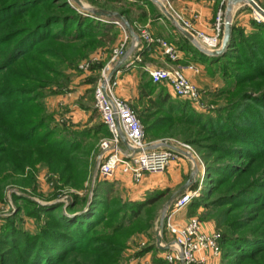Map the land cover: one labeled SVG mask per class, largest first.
Here are the masks:
<instances>
[{
  "label": "rangeland",
  "instance_id": "obj_1",
  "mask_svg": "<svg viewBox=\"0 0 264 264\" xmlns=\"http://www.w3.org/2000/svg\"><path fill=\"white\" fill-rule=\"evenodd\" d=\"M255 1L264 10V0ZM227 2L204 5L212 11V29L218 18L224 22ZM162 5L180 23V18L195 20L185 0H0V76L14 62L7 68L11 74L28 67L31 76L54 78L38 71V65L63 69L70 77L83 73L80 63L97 58V67L89 71L98 79L120 37L115 20L99 12L125 16L136 33L155 37L152 29L159 27V39L196 53L190 61L203 74L198 85L203 107L172 98L164 87L152 90L149 77L144 78L148 98H124L136 114L145 108L152 116L143 122L153 126L146 133L148 141L190 143L198 154L194 163L178 160L141 184L116 174L98 185L104 182L97 175L101 141L109 134L96 110L91 128L65 129L48 110L28 117L24 133L40 138L43 146L34 147L35 160L23 178L12 175L0 182V264H172L157 247L156 232L162 229L164 241L171 239L161 224L165 208L189 191L193 204L178 219L195 217L203 231L221 234L219 264H264V16L247 2L236 5L227 47L224 27L222 52L207 61L174 32L167 17L156 25L164 15ZM17 86L22 94L11 98L32 108V100L53 93L39 80ZM160 97L171 104L158 107ZM63 137H71L67 141L72 146L59 147ZM46 149L56 155L47 159L41 151ZM30 174L34 178L27 180ZM85 203L88 209L80 211ZM245 240L250 246L242 251L232 246ZM106 246L118 251L96 262L86 257L92 248Z\"/></svg>",
  "mask_w": 264,
  "mask_h": 264
},
{
  "label": "built area",
  "instance_id": "obj_2",
  "mask_svg": "<svg viewBox=\"0 0 264 264\" xmlns=\"http://www.w3.org/2000/svg\"><path fill=\"white\" fill-rule=\"evenodd\" d=\"M180 19L182 27L190 32L205 52L210 54L218 51L225 21L218 18L212 33L207 34L194 30L189 22ZM115 23L121 25L118 21ZM137 34L138 40L127 36L114 47L111 60L101 69L94 88L95 110L109 132V136L101 141V153L97 161V175L101 180L122 174L135 184H141L145 177L164 173L177 160L188 159L194 163L198 156L193 146L185 142L173 144L158 140L148 141L145 127L138 115L126 100L116 94V75L111 79L108 77L114 65L128 54L131 48L134 51L126 61V67L137 59L136 54L144 44L159 46L164 56L171 62L180 60L179 52L172 43L155 38L146 31ZM96 62L97 58L89 59L80 63L78 69L89 71ZM185 68L195 73L199 72V69L192 65ZM146 71L154 84H167L175 98L202 105L200 102L202 91L185 75L184 68H158ZM193 197L194 194L190 191L180 193L162 219L161 224L171 237L169 241H164L162 229L159 230L162 237L161 247L170 245L168 250L163 251L164 259L169 263L209 264L210 260L219 259L222 255L220 233L203 231L201 221L195 217L189 218L184 224L175 221L177 214L189 206ZM157 247L161 249L158 245Z\"/></svg>",
  "mask_w": 264,
  "mask_h": 264
},
{
  "label": "crops",
  "instance_id": "obj_3",
  "mask_svg": "<svg viewBox=\"0 0 264 264\" xmlns=\"http://www.w3.org/2000/svg\"><path fill=\"white\" fill-rule=\"evenodd\" d=\"M211 2H213V0H185V3H187L189 8L192 10L190 16L195 18V20H193V23H189L194 30L201 31L207 34H210L212 32V11H209L208 9L204 8V5H208ZM165 17V15L160 16L159 21L156 23V25L160 26L161 24L165 23ZM169 23L173 26L175 33L181 35V37L187 43H189L193 48H196L198 52L202 53L193 44V42H191L186 36H184L174 27L170 20ZM155 27L156 26H154L152 29V34L155 36V38H158L160 36L158 32L159 27ZM118 28L120 29V37L117 41L118 43L115 46L125 40L127 36H130L131 38L129 32L126 31V28H124L122 25H119ZM160 32L162 33L163 31L160 30ZM173 45L177 48L179 52V62H171L170 60H168L164 56L161 48L160 51H158L157 48L154 47L156 45L144 44L146 49H142V51L136 54L138 55L137 59H135L134 62H131L129 67H126L127 63H125L117 72L116 94L122 99H133L136 97L139 99L140 96L142 98V95L140 94V86L146 83V81L144 80L145 77H149V80H151L149 73L146 71V69H170L174 67H181L184 68L185 75L194 84H196L197 86H202L203 74L201 75L200 70L198 73H195L185 68L186 66H195L196 64V62L190 61V58L193 59L194 57L192 50L188 52L185 50V48L182 47V45L178 46V44L176 43H174ZM82 72L83 73L81 74H71L69 86L63 89L58 88V90L54 91L53 93H50L45 98V104L48 112L54 114L56 121L59 122L61 127L65 129L71 126L81 125H86V127L91 128V125H93L94 122L92 113L93 111H95L94 88L96 85V78L93 72ZM162 86L167 89V92L172 97H174L170 87L167 84H162ZM148 97L149 96L143 98ZM134 107L135 109L139 110V107ZM99 134L100 133H98V136H101V134ZM181 214H177L175 221L179 224H184L188 219L184 217L182 221H179L178 218ZM218 261V259L210 260L209 264H219Z\"/></svg>",
  "mask_w": 264,
  "mask_h": 264
},
{
  "label": "trees",
  "instance_id": "obj_4",
  "mask_svg": "<svg viewBox=\"0 0 264 264\" xmlns=\"http://www.w3.org/2000/svg\"><path fill=\"white\" fill-rule=\"evenodd\" d=\"M142 49L145 50L146 47L143 46ZM142 49L140 51H142ZM192 52H193V56L195 58V56H197V55L194 51H192ZM6 53L8 54V52H6ZM200 59L210 61L211 56H208L206 54H201ZM13 64H14V62H10L7 66H5L4 75L0 76L1 79H3L2 85H0V96L6 97V98H3V99H6V100H4V102L1 101L3 103L2 107L4 108V111L0 112V182L1 183L2 182H8V179L10 177H12V175L13 176L14 175L21 176L18 179L23 178L22 176L24 175L25 168L32 166V163L35 160L33 157V154H32V153H34V150H35L34 147L36 145H39V146L42 145L43 142L40 140V138H34L33 136L26 135L24 133L25 126L28 124V117L38 115L39 112H44V114L48 113L47 108H46V104H45V97L46 96L44 97V94L39 96L36 100H34V101L32 100L30 105H32V103L35 102L33 108L31 106H27L28 104H26L25 102L24 103L21 101L16 102L15 99L11 98L15 94H18V95L22 94V92H19V90H21V88L18 86L16 87L17 83H20V82L31 83V82H37L39 80V82H41L46 87H50V88L52 87L51 89L53 90V92L58 90V88H60V89L66 88L67 86H69V83H70V77H69V75H67V72L65 73V71L63 69H60V68L55 69V68H52L51 66H49L51 69L50 68L46 69L43 66L39 67L38 65H36L35 68L38 69V71L44 72L46 70V72L53 75L55 79L54 78H39L37 76L36 77L31 76V74L28 72V69H27L28 67H21L22 70H20L16 74L15 73L11 74L10 70H7V68L11 67ZM72 67H75V66L73 65ZM96 67H97L96 63L92 65V69H94ZM1 73H3V70L2 71L0 70V74ZM95 80L97 82L98 79H95ZM149 83H150V85L153 86L152 90L154 89V86L163 87L162 84H164V83L154 84L152 82V80H150ZM12 87H14V89ZM53 87H55L54 89H56V90H54ZM140 88H141L140 94L142 95V97L150 96V90L149 91L147 90L146 83H144V85L140 86ZM172 98L178 99L175 97H172ZM179 100H181V99H179ZM184 102H186V101H184ZM170 104H171V102L168 101L167 97H160L157 101V105L160 108H163V107L168 106ZM138 113L139 114H137V115L140 118L142 123L147 121V120L152 119V116H150L148 114V112H146L145 108L142 111L139 110ZM35 117H37V116H35ZM44 117H47V116L44 115ZM148 125L146 123L144 124L146 133L149 130L153 129L152 124H150L149 126ZM103 126L105 127L104 124H103ZM105 129H106L107 134H109L106 127H105ZM70 138L66 139L63 137V138L59 139L57 142L59 147L62 144L72 146V144H70L71 142L69 143L67 141ZM188 144H190V143H188ZM44 146H46V145H44ZM30 147H33L32 151L28 150V148H30ZM46 148H49V147L47 146ZM60 149L62 150L63 148H60ZM41 151L47 157V159H49V158L52 159V157L54 155H56V154H53L55 152L50 151V149L41 150ZM57 151H58V149H57ZM57 151H56V153H58ZM26 178H27V180L29 178H30V180H32L34 177L32 176V174H30ZM101 181H104V182H99V184H98L99 186L101 185V183L103 184V183L109 182L108 180H101ZM224 182L225 181H222L220 184L223 185ZM76 204H77V202L74 201L71 204V207L76 206ZM192 204H193V202L191 201L189 206L191 207ZM85 207H86V203L80 208L81 209L80 211H82ZM56 210H59V207H56ZM77 212H79V210L76 209V210H72L71 213H77ZM75 224H77V223H75V222L72 223L71 227ZM220 242H222V241H220ZM233 245L238 251H242L243 248L246 247L247 245L250 246L247 243V240L242 241L240 243L234 242L232 244V246ZM108 247L109 246H106L105 248L99 247V249L97 247L92 248L89 252H87L88 254H86V257L87 258L90 257L92 259V262H96V259H99V257L100 258L112 257L113 253H115V250H116V252L118 251L116 248L114 250V248H108ZM234 253H236V252H234ZM98 262H99V260H98Z\"/></svg>",
  "mask_w": 264,
  "mask_h": 264
},
{
  "label": "water",
  "instance_id": "obj_5",
  "mask_svg": "<svg viewBox=\"0 0 264 264\" xmlns=\"http://www.w3.org/2000/svg\"><path fill=\"white\" fill-rule=\"evenodd\" d=\"M243 2H247V4H249L250 6H252L256 11L260 12L263 16H264V10L256 3L255 0H228L227 2V7H226V15H225V22H224V27H225V33H224V41H223V47H227L230 39H231V22H230V15L232 13V10L234 9V7L236 5H239ZM162 9L164 12V15L172 22V24L174 25V27L180 31L184 36H186L191 42H193V44L204 54H208L207 52L204 51V49L201 47V45L199 44V42L190 34V32H188L186 29H184L182 27V25L180 24V22L166 9V7L164 5H162ZM98 13V12H97ZM98 14L100 15H104L107 16L109 18H112L115 21L120 22V24L126 28V30L129 32V34L131 35V37L134 40H138L139 36L138 34L134 31V29L132 28L129 20L119 14V13H106V12H99ZM134 51L133 48L130 49V52L128 54H126L125 56H123L122 58H120V60L114 65L113 69L111 70L110 74H109V79L113 78L117 72L121 69V67L126 63V61L129 59L130 54ZM222 50H218L214 53H210L208 54L209 56H213V55H217L219 53H221ZM73 203V202H72ZM171 204H168L167 207L165 208L164 214H163V218L166 214V211L168 209V207ZM88 209V206L84 208V211H86ZM156 240H157V245L159 247H161L162 244V237L159 234V230H157L156 232ZM170 247V245H165L161 247L162 251H166L168 250ZM181 264H184L183 262Z\"/></svg>",
  "mask_w": 264,
  "mask_h": 264
}]
</instances>
